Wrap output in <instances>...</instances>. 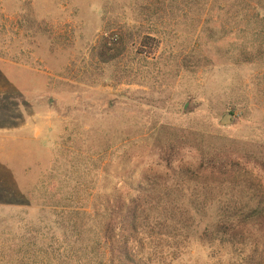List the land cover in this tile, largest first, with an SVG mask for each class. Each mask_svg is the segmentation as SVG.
I'll list each match as a JSON object with an SVG mask.
<instances>
[{"label":"rangeland","instance_id":"374dc122","mask_svg":"<svg viewBox=\"0 0 264 264\" xmlns=\"http://www.w3.org/2000/svg\"><path fill=\"white\" fill-rule=\"evenodd\" d=\"M263 8L0 0V264H107L102 205L151 194L148 177L166 180L195 216L177 260L172 246L157 259L232 264L228 248L201 239L220 201L242 191L205 192L178 174L211 156L264 174ZM146 36L160 41L153 56ZM106 37L124 48L109 62ZM226 114L235 119L223 126Z\"/></svg>","mask_w":264,"mask_h":264},{"label":"trees","instance_id":"16d2710c","mask_svg":"<svg viewBox=\"0 0 264 264\" xmlns=\"http://www.w3.org/2000/svg\"><path fill=\"white\" fill-rule=\"evenodd\" d=\"M141 47L145 54L153 56L160 48V41L146 36ZM123 51L122 40L106 37L99 54L103 62H109ZM170 148L162 153L166 159L174 151ZM163 159L167 163L165 169L170 173L171 163L169 159ZM157 166L161 168L162 172L158 173L164 180L163 165ZM179 172L180 179L197 183L203 191H242L239 196L220 201L217 220L207 226L201 240L228 248L236 257L232 264H264V174L240 162L223 161L216 156L180 167ZM162 182L148 177L147 183L154 189L151 194L118 197L102 205L105 220L102 238L109 255L107 264H165L166 261L157 259L165 247L176 248L172 260H177L174 255L179 252L178 244L187 243L195 216L178 208L181 197L173 196L168 182ZM156 189L162 194H156ZM245 192L247 196L242 195ZM208 199L206 197L205 201Z\"/></svg>","mask_w":264,"mask_h":264},{"label":"water","instance_id":"95a60500","mask_svg":"<svg viewBox=\"0 0 264 264\" xmlns=\"http://www.w3.org/2000/svg\"><path fill=\"white\" fill-rule=\"evenodd\" d=\"M235 119V117L233 116V114H226L223 118H222V121H221V124L223 126H226V125H230L233 123V120Z\"/></svg>","mask_w":264,"mask_h":264}]
</instances>
